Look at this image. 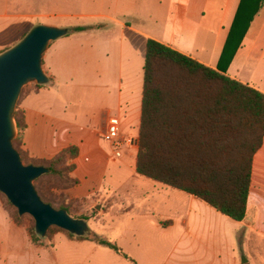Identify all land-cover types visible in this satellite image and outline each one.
Here are the masks:
<instances>
[{
    "label": "crops",
    "instance_id": "0c3cea01",
    "mask_svg": "<svg viewBox=\"0 0 264 264\" xmlns=\"http://www.w3.org/2000/svg\"><path fill=\"white\" fill-rule=\"evenodd\" d=\"M123 1L125 5L121 6ZM240 3L241 0H115L114 12L90 17L105 21L106 30L112 28L106 22L117 26V31L118 27L121 28L116 36L105 35L101 25L95 30L92 24L86 32L54 42L52 49L47 51L52 80L47 87L29 92L21 102L26 122L22 150L32 160L51 161L70 147L78 148L79 156L71 162L75 170L70 175L78 184L62 191L67 202H86L93 206L97 201H108L116 196L122 203L126 198L125 187H133L137 182L133 175V184L128 185L130 181L123 175L127 171L138 175L136 163L143 90L136 92L125 80L124 73H132L134 67L133 58L130 57L127 64L125 57L137 47V64L144 67L145 58L140 60V48L145 45L146 53V43L153 39L217 70ZM3 5L5 12L0 19L38 22L16 24L14 28L9 27V31L0 33L1 47H6L4 41L18 35L17 29L44 25L39 20L46 14H9L8 1L0 3ZM120 17L126 22L127 19L134 21L135 26L125 24ZM12 30L13 36L8 35ZM246 69L250 76H247ZM227 75L264 93V6ZM88 94L90 99L86 98ZM112 118L120 121V142L117 143L107 138ZM135 134L137 143L133 144ZM118 151L121 157L116 156ZM191 197L188 214H180V220H174L170 228L162 224L163 219L170 216L157 212L161 221L154 219L153 211L143 216L162 233L158 240L161 248L175 238V251L171 252L166 264H194L186 260L184 252L195 244L198 247L195 264H227L225 258L228 257L231 258L230 264H249V260L238 261V250L241 252L250 243L258 251H264V141L253 161L245 221L236 222ZM14 246L32 256L33 253L48 254L64 264L57 255L34 245L27 229L18 227L0 204V264H12L9 257ZM62 247L69 250L68 264H98L100 261L101 264H134L130 259L89 241L65 242ZM77 249L84 253H72ZM177 250L181 253L177 254ZM124 254L140 264L129 253Z\"/></svg>",
    "mask_w": 264,
    "mask_h": 264
},
{
    "label": "trees",
    "instance_id": "16d2710c",
    "mask_svg": "<svg viewBox=\"0 0 264 264\" xmlns=\"http://www.w3.org/2000/svg\"><path fill=\"white\" fill-rule=\"evenodd\" d=\"M263 6L264 0H241L217 70L153 39L146 43L143 67L136 173L193 196L236 222L248 216L253 161L264 141V93L232 79L227 72ZM89 29L79 26L69 33ZM14 119L19 131L16 148L25 165L49 169L43 177L65 178L67 188L77 185L70 177L75 165L60 166L77 159L78 148L70 147L51 161L32 160L22 150L24 112L17 111ZM37 191L45 203L56 208ZM56 209L72 217L68 209ZM12 221L23 226L21 221ZM28 233L32 243L40 246L36 229ZM87 233L67 232L72 239L95 243L129 259L116 243L95 232Z\"/></svg>",
    "mask_w": 264,
    "mask_h": 264
},
{
    "label": "rangeland",
    "instance_id": "374dc122",
    "mask_svg": "<svg viewBox=\"0 0 264 264\" xmlns=\"http://www.w3.org/2000/svg\"><path fill=\"white\" fill-rule=\"evenodd\" d=\"M5 1H8L10 6L8 10L9 14L25 16L46 14L39 20L40 23H44V25L48 26L66 28L69 31L79 26L88 27L92 24H94L92 28L95 30H98L97 28L99 25L102 26V29H105V21L101 20L99 17L91 18L90 15L106 14L115 11V0H0V3H4ZM120 5H125L124 1L121 2ZM2 7H4V5L0 6V16L5 12V9ZM55 10L57 13H50ZM121 20L129 26H135L134 21L127 19V23L125 19L121 18ZM26 22L29 24L34 22L33 24H36L38 20L22 19L13 21L11 19L6 20L1 18L0 33L3 31H9L11 28H14L16 24L24 25ZM106 23L108 24V27L110 26L112 28L102 31L105 35L116 36L121 30V28L118 27L117 31V28H115L117 26H111L109 22ZM26 28V30H23V27L21 30L17 29L15 32H18V35L15 38L8 40V37L5 39L8 40L4 41L6 47L0 46V54L20 43L34 27L31 28V25H29ZM12 33L13 30L9 32L8 35L10 34L13 36ZM73 35H75V33L71 32L67 37ZM53 45L54 43L51 44L50 49H52ZM133 51L125 57L127 64L128 59H130V57L133 58V72L128 73L127 71L124 75L126 78L125 80L128 81L127 83H129L137 92L139 89L143 90V67H139L137 64V47ZM144 58L145 45L142 44L140 48V60H144ZM48 63L49 57L46 52L43 58L42 68L50 82L52 76L48 68ZM127 68L128 65L126 66V69ZM246 73L247 76H250V74H248L250 73L248 69H246ZM47 85H42V87L45 88ZM38 86L40 85L34 82L29 83L24 87L15 114L17 111L23 113L21 102L29 92L39 90L40 88ZM89 97L90 94L86 96L87 99H90ZM18 135L19 131L17 128V136L14 140L15 148L18 145V141H16ZM135 135L136 136L132 141L133 144L137 143V134ZM70 163L71 162L68 161L65 165H61L60 167L65 169ZM66 171V177H68V170ZM133 175L137 177V182H135L133 187H125L124 195L126 198H124L125 201L122 203L117 201L116 196H113L108 201H106V199L97 201L92 204L93 206L86 202H67L62 191L69 186V183L67 182V179L58 176L43 177L38 182H35V186L41 192L42 196L46 200L51 201L56 208L63 207L68 209L72 217L75 219H88L87 224L89 231L87 236H90L92 232L101 235L104 239L116 243L124 253H129L131 256L138 259L140 264H166L171 252L175 251V238L164 243V246L161 248L160 241L158 240L162 233L154 227L153 223H147V220H145L143 216L152 211L154 219L158 221H161L162 218H160L157 212L162 213V215L170 216L169 218H164L162 223L166 228H170L174 220H180V218H178L180 217V214L182 216L188 214V210L191 207L192 197L169 188L156 186L153 182L138 175L136 176V174H132L129 171L125 172L123 175L124 179L128 180V182L130 181L128 185L133 184L131 181ZM0 204L11 220L15 219L21 221L23 223L22 227L26 228L27 231L35 229L34 219L29 215L21 217L17 209L13 207L8 199L1 193ZM133 210L136 211L132 212ZM136 238L137 245H135ZM65 242L83 243L76 238H70L67 232L53 227L46 238H41L40 246L38 247H42L48 250L51 254L53 253L57 255L64 261V264H68L70 258L69 250L62 247V243ZM188 244L190 245L191 243ZM7 250L9 252L10 248ZM18 250L19 249L14 246L11 251V257H9V259L12 264H62L60 263L61 261L59 262L57 259H52L48 254L36 255L33 253L32 256L29 253H22ZM180 251L177 250L176 253H181ZM72 253L80 255L83 254L84 251L82 249H77L72 250ZM184 254L187 255L188 259L186 258V260L195 264L198 261L197 245L195 244L194 246H191L187 252H184ZM129 259L131 263L137 264L134 259L130 257ZM225 259L227 260V264L231 263L230 257ZM237 259L241 262L249 260V264H264V251H258L254 244L249 243V245L247 244L244 246L241 252L238 250ZM98 264H101V261Z\"/></svg>",
    "mask_w": 264,
    "mask_h": 264
},
{
    "label": "water",
    "instance_id": "95a60500",
    "mask_svg": "<svg viewBox=\"0 0 264 264\" xmlns=\"http://www.w3.org/2000/svg\"><path fill=\"white\" fill-rule=\"evenodd\" d=\"M68 33L66 28L38 25L20 43L0 55V193L21 217L29 215L34 219L41 238H46L53 227L78 236L89 231L87 222L74 219L42 200L35 182L50 170L25 165L14 146L17 136L14 116L21 93L29 83H49L42 68L44 55L52 43Z\"/></svg>",
    "mask_w": 264,
    "mask_h": 264
},
{
    "label": "built area",
    "instance_id": "2783aa9c",
    "mask_svg": "<svg viewBox=\"0 0 264 264\" xmlns=\"http://www.w3.org/2000/svg\"><path fill=\"white\" fill-rule=\"evenodd\" d=\"M119 126H120V121L118 118H112L109 127H108V132H107V138L111 141H114L115 143L120 142L118 139L119 136ZM117 157H121V152L116 153Z\"/></svg>",
    "mask_w": 264,
    "mask_h": 264
}]
</instances>
